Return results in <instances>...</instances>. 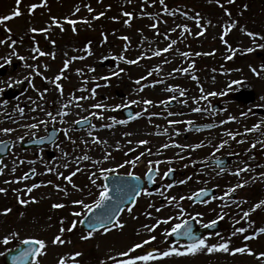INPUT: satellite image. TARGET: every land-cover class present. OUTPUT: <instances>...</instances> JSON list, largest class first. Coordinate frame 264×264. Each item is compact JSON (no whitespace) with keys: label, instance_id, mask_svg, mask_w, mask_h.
Wrapping results in <instances>:
<instances>
[{"label":"rangeland","instance_id":"rangeland-1","mask_svg":"<svg viewBox=\"0 0 264 264\" xmlns=\"http://www.w3.org/2000/svg\"><path fill=\"white\" fill-rule=\"evenodd\" d=\"M71 1H73L71 4L68 3ZM77 1H81L82 4H78ZM100 1L102 0H22L19 5L21 15L15 16L0 24V40L7 41V43L0 44V57L11 58V64H4V60L0 59V64H4L2 68L6 71L3 76H0V89L5 90L9 88L7 86L9 78H11L13 84L11 88L18 90L24 88V90H21L18 107H14V103L2 100L0 96V129H12L9 133L0 131V139L14 136L15 134H17V136L14 137L18 138L25 136L27 130L29 131L32 127H30V123L24 119H28L29 117L20 116L23 113H21L19 109L25 111L21 106L22 104L27 103L28 105H32L35 99H41L43 104L33 124H37L41 129L40 131L55 123L64 129L59 145L55 151V160L52 163L53 166L55 165L58 167L59 172L64 171L69 175L74 169H79L80 171L93 169L97 171V168L100 167H116L120 165L121 158L126 152L128 156H130L129 152L139 153L140 155L141 153H143V155L147 154L152 162L160 163L159 174L163 176L161 181L164 180V174L169 169L176 171L174 184H169V182L165 181L166 183L162 184V188L158 190L157 197L150 199L149 202L144 198L141 200L139 214L143 215V213H145L146 220L140 222L142 237L136 240V242H142L147 239L149 235H155L157 237L155 241L144 245L142 248L155 247L156 250L160 251L168 248H179L183 251L185 245L169 244L168 237H165L163 232L164 228H172L176 223L182 222V220L187 217L195 218L201 223V221L206 219L208 213L218 210V215H223L224 217L226 234L213 236L210 239L207 238L208 244H216L230 238V248L234 249L247 246L253 253L252 255H249L247 252L233 255L219 251L208 253L205 250L196 255L177 256L173 254L165 258L149 261L148 264H264V257L259 256V253L264 252V235L250 241L244 239L245 236H252L255 231L264 227V212L257 218V227L255 229L251 231L246 230L245 233H237L236 235H232L233 232L228 230L229 227L239 223L244 224L249 219L250 216L246 220L242 219L243 211H248L253 205L258 203V201L250 200L248 191L262 190L264 186V175H262L264 174V114H259V112L263 113L264 111V71L260 68V61L256 60L254 57L255 52L264 53V48L259 47V45H264V38L260 39L256 37L254 43L248 42L247 44H239V57L245 59L243 61L248 71L246 70L243 72V78L240 80L241 83L227 90V96L225 98L216 95L212 96L213 99L210 101L205 100L206 97L210 96L208 93L213 92L212 85L215 84V78L212 76L209 78L206 77L200 94L188 92V89L184 87L171 88L165 85L162 88L156 89L152 94L146 95L145 92L141 93L140 90L137 89L136 83L130 82L127 86L120 87L115 79H109L102 83L93 95L90 91H86L84 88L76 85L75 81L78 79V72L75 68L68 67L73 72L68 68H66L68 69L66 72L64 67L66 62H72V58H70L72 57L71 55H78L81 53L80 42L82 41V44L86 43V38L84 36H81L82 38H74V36L72 37L69 34H60L61 31L59 26L53 22V18L57 21H61V17L64 15L63 17H68V19H66L67 22L68 20L81 18L83 15L82 13L86 11L89 12V8L92 9L91 11L97 9ZM141 1L142 0H120L121 4H127L132 7L141 3ZM75 2L77 3L75 4ZM33 4L39 7H36L30 12L29 6ZM77 7H79V11L76 10ZM16 8V0H0V17L9 15ZM177 11L183 12L182 9ZM73 15L74 18H72ZM142 15V13L132 14V21H138L143 18ZM167 16L171 17L172 12H168L164 17ZM183 17H185V15ZM189 21L190 19L188 18H173L169 19V21L165 22L163 25L157 23L156 28L165 26L173 31V29H179L180 26H183L184 23ZM33 27L37 29H47V31L32 32L30 29ZM6 28L11 29V32L6 31ZM87 32L92 34L94 32V27H89V29L84 30V33ZM28 34H31V36H28ZM260 34H264V31L262 32V30H260L259 35ZM136 35H139V33L130 28V26H127L125 37L128 38V41L133 42V44L137 46V50L153 53H156L157 50H164L161 42L153 46L150 42H146L148 37L142 36L140 39L143 41L140 42L136 40ZM197 36V34H194L187 38L194 39ZM123 37L124 36H122V38ZM13 40L16 41V44L10 47L9 45ZM127 40H125V42ZM37 47H39L40 51L45 53V55H40V52L34 51ZM122 47L124 48V46ZM249 48H252L253 51L248 52L247 50ZM126 50L133 51L131 49ZM13 51L17 53L16 56L10 55ZM168 52L169 50L166 54H168ZM114 53V51H110V49L107 51L103 47L100 49V52L87 57L88 59L85 56L83 63L94 62L95 67H98L97 70L101 69L98 71L99 73L108 72L111 66L114 69L117 67ZM20 56H23L25 59L20 60ZM93 58L94 61L91 60ZM26 64L32 65L36 71H33V68L27 69V67H25ZM253 68L256 69L255 73L252 71ZM61 71L66 72L67 75V77L61 79V85L63 86L62 94L56 89H47V91H45L46 89L42 90L40 88V85L47 86V83L52 82L55 76L60 74ZM149 71H159L165 75H169L172 72L167 65H162L159 70ZM256 73H259V75ZM38 75L41 76V80H39L41 84L37 80H31L32 84L30 85L27 80H24L26 76H29L31 79L33 76ZM16 80H21L23 83L16 84ZM32 85H34V87ZM217 87H219V85ZM115 88H121L123 90L126 94L125 99L117 100L112 95L111 91ZM217 90H220V88ZM181 92H183L184 95H181ZM81 97H84V99H80ZM150 98H152V100H150ZM169 99L176 101V106L170 109L164 107ZM145 100L152 101V103L145 104L143 103ZM131 101H137V103L133 104ZM214 101H219L224 105V110L222 112L210 113L208 109L204 110L202 108L203 105L200 106V103H206L209 107ZM233 101L240 103L243 107L241 108ZM95 104L107 106L98 108L100 109V113H102L100 114L103 116L102 119L98 118L100 115L94 114L92 110L94 109L92 105ZM64 105H67V107H64ZM116 105H120L121 107L115 108ZM125 106L134 108L136 113L140 115L133 121L122 124L119 123V121L124 120L122 117L118 116V111ZM193 109H202L203 111H194ZM49 112L52 113V117H55V119L48 115ZM64 112H66L67 115L61 114ZM84 117L92 118L94 121L93 126L74 137L68 134L66 136L65 131L70 129L73 122ZM230 117H234L235 119H229ZM189 121L191 123H188ZM202 121L216 123L218 127L212 132H203L200 134H194L188 131L187 127L189 125L201 123ZM236 132L240 134L238 137L239 144L237 143V146L233 147V137L229 136L228 133L234 134ZM125 133H132V135H125ZM94 138H99L100 141H106V143H94ZM141 140L147 141V143L139 144L138 141ZM73 141H75V143H73ZM223 142L226 143L220 148L219 146ZM200 143H205L204 153L200 150ZM253 144H255V147H252ZM165 145H167V147H165ZM65 153L67 155H65ZM106 153L111 154L107 159L104 158ZM225 153H235L237 155L229 169L220 173L213 168L205 167L209 158H214L218 154L219 156L225 155ZM85 156H87L88 159H84ZM132 157L134 156L129 157L130 160ZM143 160L144 158L142 161ZM19 161H21V157L18 156L17 152H14L0 164V169L3 170V173H12L15 177L14 179L18 181L21 179L20 173L18 172ZM142 161H139L137 165L143 164L141 168L144 170L148 164L147 162L142 163ZM65 164H67L68 167H65ZM245 168L248 170L241 171L239 175L235 174L238 169ZM180 172L185 173L180 176L178 175ZM189 177H191V179H189ZM219 177L227 180L215 183V181H219ZM181 180L186 182L181 184L179 183ZM245 181H247V183L244 184L243 187H239L241 188L240 196H238L237 201L233 202L231 206L233 207L231 210H239L236 215L229 217L227 213L230 210L217 209L215 205H210L205 209H198L190 206L188 203L189 197L195 194L199 189L214 187L218 191H230L232 188L236 190V185ZM168 185L172 186L168 187ZM28 187L29 185L17 187L16 190L20 191H15V194L26 191ZM38 190L40 189H36L32 193L26 191V195L28 193V198L30 200L32 198H35V200L40 198L37 208L40 212L41 219L44 221L54 217L58 221L59 227H71V222L74 219L73 212L75 211V206L68 204L59 209L53 208L52 204L48 202L44 204L43 198H47V196L39 193ZM64 191L68 192V189H64ZM3 193L9 197L6 192ZM55 194L54 197L56 199L67 197L65 194L61 196L56 191ZM171 197H175L176 199L172 203H169L168 198ZM180 197H185V199L181 200ZM159 199L164 200L163 204H158ZM149 205H152V207H149ZM157 208H159L160 211H156ZM181 208L184 210L182 215L180 211ZM149 212L151 216L148 215ZM254 212L255 211L251 212V214H254ZM197 213H202V216H196ZM12 217L10 213H0V253H3L7 248H11L12 244L15 242H21V240L28 237L46 240L48 243L46 254L57 252L59 255H66L67 249L72 252L74 246L79 245L75 240V236H68L65 235V233L62 234V238L71 242L65 243L63 247L59 244L54 245L51 243L52 239L54 236L60 234V230H58L57 226L53 224L50 226L48 223L42 221L39 224L40 226L38 225V227L31 229L28 224L24 223L25 219H22L21 216L19 222L10 224L9 219H11V222L14 219V217ZM167 217H172L170 222L168 224H160L159 227L151 233L143 227L144 225H153L158 219L162 220ZM177 217L179 218L177 219ZM126 219L131 220L128 214ZM61 221H63V224H61ZM237 221H239V223H237ZM126 227L125 236L122 235L123 238L121 239V241L123 240V244H121L122 246L118 248V250L127 251L134 245L133 243H135V241H133L134 239L131 237V229L133 228L131 224L129 225V221ZM12 231L19 233L18 238L11 240L8 245H4L2 243L3 237L9 235ZM97 237L98 236H96V238ZM113 237L115 236L109 235L103 237V235H99L97 238H100L99 240L101 242L98 241L100 245L98 246L96 243L94 249L98 253L104 255L102 258H98V261L101 259H108L109 257H115L119 254L120 251L110 246L114 241ZM102 243L105 244L103 245ZM116 243H119L118 237L116 238ZM85 247L87 248V246ZM78 250L82 253L80 257H83L86 249L81 246ZM1 257L2 255H0V264ZM42 258L43 256L39 257L40 261ZM46 261L47 258H44V264H57L55 258L51 259V261H47V263ZM75 263L76 261L73 262V264Z\"/></svg>","mask_w":264,"mask_h":264},{"label":"trees","instance_id":"trees-1","mask_svg":"<svg viewBox=\"0 0 264 264\" xmlns=\"http://www.w3.org/2000/svg\"><path fill=\"white\" fill-rule=\"evenodd\" d=\"M263 2L264 0H233L229 3L228 0H220L218 4L216 0H163V3L161 0H142L141 3L132 7L127 4L122 5L118 0H106L104 7L101 10L96 9L93 15L94 32L92 34L87 32L83 36L94 53L103 47L114 51L118 64L128 71L131 77H149L142 75L145 70H159L162 64L166 63L167 67L172 64V69L178 70L173 75L165 76L168 81L171 79L172 82H176L175 84L195 87L198 84L195 73L201 69L216 75L220 73L221 77L226 76V72L232 70L230 67L237 59L232 57L229 61L225 59L229 57V53L234 48L240 46L238 40L244 31L242 23L249 25L248 23L252 22L254 31L260 30L258 14L257 11L252 10V5L257 6L258 3L262 5ZM180 4L189 9L194 8L195 12L200 14L203 33L199 34V38H185V30L168 32L163 28L158 30L152 27L154 21L162 18L163 13L174 7H180ZM226 10L231 15L226 14ZM125 12L142 13L143 18L133 22L132 15L131 17L125 16ZM101 13L103 15H100ZM127 26L139 33L136 35V40L140 42L143 41L140 38L144 36L148 37L146 42H150L153 46L158 45V42L162 43L163 49L171 45L168 54L164 50H160L159 55L144 52L137 50L133 42L128 40L125 42L122 36L125 37ZM226 27L229 30L225 35ZM184 53L187 55H183ZM197 53L200 55H196ZM129 61H136V63H129ZM154 78L156 79L157 76ZM162 79L163 77L160 78ZM155 84L161 85L162 82Z\"/></svg>","mask_w":264,"mask_h":264},{"label":"snow or ice","instance_id":"snow-or-ice-1","mask_svg":"<svg viewBox=\"0 0 264 264\" xmlns=\"http://www.w3.org/2000/svg\"><path fill=\"white\" fill-rule=\"evenodd\" d=\"M21 2H22V0H16L17 8L12 13H10L9 15H5V16L0 17V24H2L4 21L12 19L15 16L21 15V11H20V8H19V5L21 4ZM216 2L219 4L220 0H216ZM228 2L232 3L233 0H228ZM161 3H163V0H161ZM37 6L38 5H35V4L30 5L29 6V11L32 12ZM76 10L79 11L78 8ZM89 11H91V8H89ZM226 14L231 15L230 13H227V10H226ZM100 15H103V13H101ZM124 15L131 17L132 14L128 13V12H125ZM199 15H200L199 13L196 14V16H197V26L198 27H202L201 24H200ZM53 22L56 23L59 26V21L55 20V18H53ZM69 23L75 24V21H69ZM125 23H127V21ZM152 27H156V26L152 25ZM184 30L188 31L187 26H184ZM228 30H229L228 27H226L225 33H224L225 35L227 34ZM6 31L11 32V29H7L6 28ZM30 31H32V32H38V31L46 32L47 29H37V28L33 27V28L30 29ZM173 31H174V29H173ZM202 32H203V29H202ZM202 32L199 33V34H202ZM247 35H249L250 37H255L257 34L256 33H252V32H247ZM221 38L223 39V36ZM123 39L127 40L128 38L127 37H123ZM4 43H7V41L6 40H0V44H4ZM173 43H175V41H173ZM15 44H16V41L13 40V41H11V44L9 46L13 47ZM170 47H171V45H169L168 48H165L164 51H168ZM259 47L264 48V45H259ZM34 51L40 52V55H45V53L40 51L39 47L35 48ZM247 51L251 52V51H253V49L249 48ZM155 54L159 55V52H157ZM10 55L11 56H16L17 53L15 51H13ZM183 55H187V53H184ZM196 55H200V53H197ZM33 58H35V57H33ZM229 58H231V57H229ZM0 59L4 60V64H11V58L10 57H0ZM19 59L20 60H24L25 58L23 56H20ZM120 59H123V57H120ZM129 63H136V61H129ZM4 64H0V68L4 67ZM25 67L33 68L32 65H27V64L25 65ZM64 67L65 68L68 67V63L67 62L65 63ZM91 70L95 71V69H91ZM33 71H36V69L33 68ZM180 71H184V69H180ZM252 71L255 73L256 69L253 68ZM37 74H39V73H37ZM256 74L259 75V73H256ZM112 75H119V73L118 72H113ZM149 75H151V73H149ZM62 76H63V71H61L60 74L56 75L54 80L52 81V83L55 84V87L60 90L61 94L63 93V88H62L61 84L57 83V81H60L62 79ZM100 79L108 80L109 77L108 76H103V77H100ZM24 80H27L30 85L32 84V81H31L29 76L24 77ZM15 83L16 84H21V83H23V81L16 80ZM135 83L139 84L140 81L137 80V81H135ZM233 83L239 84L241 82L240 81H233ZM7 86L9 88H11L13 86V84L11 82V78H9V82H8ZM32 86L34 87V85H32ZM168 90H171V89H168ZM3 91H4V89H0V92H3ZM45 91H47V89ZM92 92H93V95H94L95 94V89H93ZM181 95H184V93L181 92ZM208 95L216 96V95H218V93L211 92V93H208ZM219 95H223V93H219ZM80 99H84V97H81ZM131 103L135 104V103H137V101H131ZM143 103L151 104L152 101L145 100V101H143ZM64 107H67V105H64ZM92 107H94V108H103V107H107V106L106 105H101V104H95V105H92ZM119 107H121V106L120 105H116L115 106V108H119ZM193 110L194 111H200L201 109H193ZM19 111L21 113H23V109H19ZM61 114L62 115H67L66 112L61 113ZM48 115L50 117H52V113L51 112H49ZM136 115L139 116L140 114L137 113ZM52 118L55 119V117H52ZM98 118L102 119L103 116L100 115V116H98ZM229 119H235V118L234 117H230ZM81 122L82 121H77L76 123H81ZM43 123H46V122H43ZM119 123L123 124V123H126V121H119ZM173 123H176V122H173ZM188 123H191V122L189 121ZM30 127L36 128V127H38V125L37 124H32V125H30ZM254 127H258V126H254ZM0 131H3L4 133H9V132L12 131V129L5 128V129H0ZM65 135L67 136V131H65ZM125 135H132V133H125ZM228 135L232 136L233 139L235 138L232 133H228ZM93 142L94 143H106V141H100L99 138H94ZM73 143H75V141H73ZM130 143H131V141H130ZM138 143L139 144H146L147 141L141 140V141H138ZM224 143H226V142L221 143L219 147L222 148L224 146ZM0 144H3V142L0 141ZM165 147H167V145H165ZM252 147H255V144H253ZM217 150H219V149H217ZM65 155H67V154L65 153ZM110 155H111L110 153H106L104 158L107 159L108 157H110ZM141 155H143V153H141ZM84 159H88V157L85 156ZM139 159H140V157H136L135 160H129V161H126V163L131 164L134 167L136 162ZM64 166L68 167L67 164H65ZM117 167H121L122 168V167H124V164L117 165ZM50 170L51 169H49V171ZM247 170H248L247 168L238 169L235 174L239 175V173L241 171H247ZM2 171L3 170L0 169V173H2ZM77 171H79V169H77ZM114 171H115V169H103V168L101 169V173H104V172L111 173V172H114ZM152 171H153V169L150 166L149 167V172L147 174V179L148 180H152L153 179V177L151 175ZM171 171H172V169H169L168 172H166L164 175L167 176L168 173L171 172ZM75 174H76V172H73L71 175L65 177V179L68 180L69 183H72V176H74ZM59 175H63V174H59ZM126 175L129 178V181H127V182L121 180V178H119V177L116 178V181H117L116 187L113 189V192L115 193V197L110 195L109 187H108V185L105 184V185L101 186L98 198L92 204H87L83 200H75V201H73L74 204L80 205L84 209H86V211L88 213H93L94 209L98 210V211L103 209V212H101L100 215H95L94 214L93 216H91L89 218V227L92 230H90L86 235H82L80 237L81 240L90 239L93 236V231L97 228V225H99L103 229V232L105 234L110 232L112 229H110L109 227L106 226L105 221H107V223H109V224H112V227L116 228V229H123L125 227L124 223L120 219H118V218L114 219V217H116L117 214L122 211L121 205L125 203V200H124L125 196H130V201L129 202L135 203V201L133 199H131V197L139 196L141 194V191H142V189L137 187L136 184L131 183V182H138L140 180V177L136 176L133 172H128ZM262 175H264V174H262ZM26 176H27V174H25V177H21V179L26 178ZM189 179H191V177H189ZM185 182L186 181H184V180L179 181V183H181V184H183ZM6 183H7V181H6ZM92 183H93V185H95L96 181L92 180ZM246 183H247V181L236 185V187H243L244 184H246ZM126 184H127V189L125 190V185ZM171 186L172 185H168V187H171ZM36 187H38V185L33 184L31 187H28L26 189V191L28 193H31L33 191V189L36 188ZM57 187L59 189V186H57ZM73 187L75 188L76 185L73 184ZM59 190H63V189H59ZM16 191H20V190H16ZM234 191H235V188L230 189V192H234ZM2 192H6V189L0 188V193H2ZM65 194L67 195V192H65ZM147 194L151 195V193H147ZM228 194L229 193H225V195H228ZM89 195H91V192L89 193ZM196 195H200V193H197ZM17 199L19 200V203L22 204V205H26V204L29 203L28 200H24V199H22L20 197H17ZM168 199H169V203H172L176 198L175 197H171V198H168ZM180 199L183 200V199H185V197H180ZM189 199H191V197H189ZM31 202H36L35 198H32ZM52 207L53 208H62V207H64V205L63 204H53ZM149 207H152V205H149ZM261 207H264V200H261L258 203H256L255 205H253L252 208L249 209L248 211H243L242 219L246 220L250 216L251 212H253L256 209H259ZM127 211L129 213H131L132 212V208H128ZM156 211H160V209L157 208ZM180 211H181V215H182L184 210L181 208ZM8 212H11L10 208H7V209L4 210V214H7ZM73 215L79 217L81 215V213L74 212ZM148 215L151 216V213L149 212ZM196 216H198V217L202 216V213H197ZM178 218L179 217H177V219ZM223 218H224L223 215H220L218 217V219H221V220ZM171 219H172V217H167V218H164L162 220L158 219L155 224H153V225H144L143 227L149 233H151V232L155 231V229L157 227H159L160 224H168ZM76 223H77L76 221H73L71 227H69V228L61 227L60 228V234L54 236V238L52 239L51 243L54 244V245L55 244L63 245L65 243H70L71 241H66V240H64L62 238V234L65 231H72L76 227ZM216 223H217L216 219L210 221L208 224H204L203 221H201V226L205 227V228H211V227H215ZM237 223H239V221H237ZM61 224H63V221H61ZM245 232H246V229L244 227H238V228H234V231H233L232 235H236L237 233H245ZM258 232L264 234V227L259 228ZM174 234L175 235H182L184 237H187L191 241V243H188L187 245H185L183 251L180 250L179 248H168V249H165L163 251L156 250L155 254L152 251H148L147 254H145V255L136 254V249H141L144 245L150 244V243H152L153 241H155L157 239V237L155 235H149V237L147 239L143 240L142 242L135 243L127 251L120 252L119 255H121L123 257H126V259L121 260L119 262V264H148L149 261H153V260L160 259V258H165V257H168V256L173 255V254H175L177 256H180V255H196L197 253H199L201 251H205V250L208 253H213V252H218L219 251V252H224V253H230V254H233V255L237 254V253L243 254L245 252H247L249 255L253 254L252 250L250 248H248L247 246H245V247H237V248H234V249L230 248L229 247L230 238L227 239V240H222L221 242L216 243V244H208V242H207V240L205 238H201V237H198V236L195 235V233L193 232L192 226L186 220L181 222V223H176L174 226H172L170 232L168 230H165V232H164L165 237H168V236H171V235H174ZM18 236H19L18 232H11L9 235H6V236L3 237L2 243L4 245H8L11 242V240L17 239ZM253 238H255V236H245L244 237L245 240H249V239H253ZM21 243L24 244V245H27L28 247H26L23 250H21L19 255L13 258L14 264H23V262L26 261L29 257H32V264H40L39 257H41V256L46 254L47 247H48L47 241L44 240V239L36 238V237H28V238H25V239L21 240ZM2 254L3 253H0V255H2ZM81 255H82V253L77 251V252L74 253L73 259H75L76 257H80ZM259 256L260 257H264V252L259 253ZM110 259H112V258L110 257ZM57 264H64V259L60 258L57 261ZM100 264H105V262L101 261Z\"/></svg>","mask_w":264,"mask_h":264},{"label":"flooded vegetation","instance_id":"flooded-vegetation-1","mask_svg":"<svg viewBox=\"0 0 264 264\" xmlns=\"http://www.w3.org/2000/svg\"><path fill=\"white\" fill-rule=\"evenodd\" d=\"M54 128L58 129V137L57 140L54 144L50 145V146H43L39 149H27L26 151H21L20 150V146L21 143L29 138L32 137H42L46 134V129L43 133H38L35 135H31V134H27L21 138L18 137H14V136H9L7 137V139H10L13 142L12 145V150L11 152H17L18 156L20 157H26L28 158L25 161V165L30 167L31 170L33 171V175L32 178L26 181H21L18 180V182H16L15 180L10 181V183H8V186L10 188V198H8V202L6 207L11 209V212H8V214H12V216L14 217L13 221L11 222V219H9V223L13 224L14 222H19L20 220V216L22 219H26L24 221V223H31L28 225L29 227H31L32 225H34L36 219L35 218H29L31 215L26 213V209H28L27 205H22L19 203V200L17 199V197H20L22 199L25 200V196H26V191L24 192H20L18 194H15V191L17 189V187L22 186V185H29V187H31L33 184L38 185V187L34 188V190H36L37 188L40 189L38 190L39 193L44 194L47 196V198L43 199L44 204H47L46 202H48L49 204H63V205H68V204H72L75 206V211L74 212H79L81 213V215L79 217L74 216V219L72 221H76V227L72 230L71 232V236H75V240L79 243V245H75L74 246V250L73 255L75 252L79 251L78 248L83 246V248L86 249V251L83 254V257H76L74 260L76 261L75 264H100V262L102 261H97L98 258L100 259L101 255L95 253V249H94V245L96 242V234H105L103 232V229L100 230H94L93 231V236L88 239V240H80L82 235H86L90 230H84L81 227V220L82 217L85 215V213L87 212L86 209H84L82 206L74 204L73 201L75 200H83L85 203L87 204H92L99 195V191L101 186L104 185V178L106 176H110V175H118V176H122L125 177L127 176L126 174L128 172H133L136 176L140 177V180L142 181V191L141 194L139 196H137V198L135 199V203L133 204V206L131 207H124L122 209V211L120 212V214L118 215V219H120L124 225H126V222L130 224H133L135 222V228H134V236L137 239V234H138V230H139V219H141V215L139 214V209H140V203L141 200L147 199V202H149L150 199H153L155 197H157L158 195V190L160 188H162V184H165L166 180L164 177V180H162L163 176L159 174V169H160V163L156 162H152L151 158L146 154V155H140L139 153H130V156H134L132 157L131 160H135L136 157H140V159L136 162L135 166L133 167L131 164L126 163V161L130 160V156L127 155V152L124 154V156L121 158L120 164H124V167H100L97 168V171L92 170H86V171H77L76 169L73 170V172H76V174L74 176H72V183H69L68 180L65 179V177L63 175H59L62 174V172L58 171V167L57 166H53V161L55 160V151L57 149V146L59 145L60 142V138L62 137V130L60 128H58L57 126H54ZM69 131V132H68ZM67 134L69 136H72L73 134L76 135L73 127L71 130H68ZM81 132V131H80ZM6 138V137H5ZM19 149V151H18ZM134 154V155H131ZM11 155V154H10ZM144 158V160L142 161V159ZM139 161H142V163L147 162L148 166L146 168H144V170L141 168L143 166V164H138L137 163ZM151 166V168L154 171V179L152 181L151 184H148L144 178H145V174L147 171H149V167ZM80 167V166H78ZM115 169L114 172H104L101 173V169ZM49 169H51L49 171ZM29 171V169H26L23 172V175H25L27 172ZM71 172V174L73 173ZM185 172H180L178 173V175L182 176L184 175ZM70 174V175H71ZM176 172L174 171V177H175ZM31 180V181H30ZM92 180H95L96 183L95 185H93ZM174 183V182H173ZM171 183V184H173ZM73 184L76 185V187H73ZM16 186V187H15ZM59 189H63V190H59ZM15 187V188H13ZM64 189H68L67 192V197H63V198H59L56 199L54 196L55 191L57 193H59L61 196L62 194H65L66 191H64ZM70 190V191H69ZM32 191V192H33ZM91 192V195H89V193ZM240 192H241V188L237 187L236 190L234 192H230V191H217V197L212 199V200H208L206 202H204L202 205H197V207L199 208H206L207 206L210 205H215L217 209H225L226 211L230 210L227 213V216H233L235 214L234 210H231L233 207L232 204L233 202L237 201L238 196H240ZM147 193H151V195H148ZM225 193H229L228 195H225ZM66 195V194H65ZM146 202V203H147ZM164 202L163 199L159 200V203L162 204ZM128 208H132V212L129 213L127 211ZM35 211V210H34ZM73 212V213H74ZM127 214L129 215V217L131 218V220H127ZM12 217V218H13ZM219 215H218V210L216 212H210L206 215V219L203 221L204 224H208L210 221L216 219L219 223H220V229L222 230L224 227V218L218 219ZM190 218V217H188ZM187 218V219H188ZM125 221V222H124ZM110 229H112L110 232L106 233L107 235L112 234L115 237H118V241L119 240V232H121L123 229H125V227L123 229H116L113 228L112 226L109 227ZM221 233L215 234V233H209L206 236L202 237V238H206V237H211V236H215V235H220ZM87 246V248L85 247ZM73 257V256H72ZM125 257H119V258H115L114 261H109L108 264H118L120 261L117 260H121ZM106 264V263H105Z\"/></svg>","mask_w":264,"mask_h":264},{"label":"water","instance_id":"water-1","mask_svg":"<svg viewBox=\"0 0 264 264\" xmlns=\"http://www.w3.org/2000/svg\"><path fill=\"white\" fill-rule=\"evenodd\" d=\"M256 56L259 57L260 54H257ZM262 66L264 68V59H263V65ZM171 104H173V103H171ZM124 114H126L127 117H131L132 116V115H130L131 114L130 110L124 111ZM84 124H86V123L81 122V123H78L77 126H83ZM196 128L205 129V128H210V126H198V127H195V129ZM35 144H39V143L31 142V143H29L27 145H35ZM8 149H9L8 142L0 144V157H2V155H4ZM213 164H216L219 167H225L226 166L225 160H215V161H213ZM199 193H200V195H197L195 198H193L191 200L192 203H197V202L201 203L203 200L208 199V198H210V197H212L214 195V191L213 190H202ZM131 199H132V197H131ZM129 201H130V196L127 197L125 202L128 203ZM97 211L98 210L94 209L93 213L96 212V215H97ZM102 211H103V209H102ZM98 212H101V211L99 210ZM187 222L192 226L193 232L198 237H200L202 234L206 233L207 231H209V230H211L213 228V227H211V228L195 229L194 226H193V222L192 221H187ZM172 239H173L174 242H180V241L191 242L187 237H184L182 235H175L174 234V235H172ZM17 251H19V249ZM8 257H9V255H6V259H8Z\"/></svg>","mask_w":264,"mask_h":264}]
</instances>
